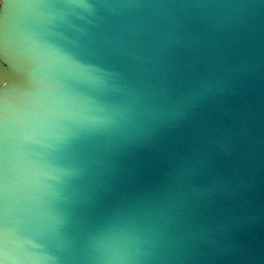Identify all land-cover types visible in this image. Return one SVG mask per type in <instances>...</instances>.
<instances>
[{
	"label": "water",
	"instance_id": "95a60500",
	"mask_svg": "<svg viewBox=\"0 0 264 264\" xmlns=\"http://www.w3.org/2000/svg\"><path fill=\"white\" fill-rule=\"evenodd\" d=\"M0 92V264H264V0H5Z\"/></svg>",
	"mask_w": 264,
	"mask_h": 264
},
{
	"label": "snow or ice",
	"instance_id": "6c2138e0",
	"mask_svg": "<svg viewBox=\"0 0 264 264\" xmlns=\"http://www.w3.org/2000/svg\"><path fill=\"white\" fill-rule=\"evenodd\" d=\"M4 2H5V0H0V8L3 7ZM21 82H22V81H21ZM20 85H21V83H20ZM19 89H20V86H19ZM19 89H18V91H19ZM0 95H4V94H3L2 92H0Z\"/></svg>",
	"mask_w": 264,
	"mask_h": 264
}]
</instances>
